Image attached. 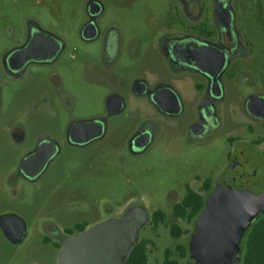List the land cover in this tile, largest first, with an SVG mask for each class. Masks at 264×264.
Instances as JSON below:
<instances>
[{"label":"rangeland","instance_id":"374dc122","mask_svg":"<svg viewBox=\"0 0 264 264\" xmlns=\"http://www.w3.org/2000/svg\"><path fill=\"white\" fill-rule=\"evenodd\" d=\"M86 1L0 0V127L24 122L38 133L50 130L54 121L106 114L111 94H121L129 102L122 113L113 116L105 144L68 150L36 183L21 179L15 170L19 155L28 147L14 148L10 138L0 134V217L17 215L29 230L22 242L14 243L0 227V264H57L56 244L44 245L42 234H38L43 220H51L60 230L77 223L91 227L124 215L135 202L150 214L138 241L148 242L147 264H164L167 252L169 260L179 264L196 261L197 256L204 263L208 261L205 250L196 248L192 238L204 209L188 221L177 217L175 208L182 201L185 180L197 175L209 177L214 186L224 174L230 164L229 154L234 156L240 146L231 147L229 139L239 137L248 145L255 137L249 129L259 130L244 102L251 92H264V0H241L238 5L237 11L243 13L239 27L251 51L238 59L233 69L235 78L224 83L225 98L217 103L219 129L197 142L186 131L195 116V94L190 84L182 87L188 108L175 119H159L148 100L130 90L132 78L139 72L151 82L159 77L177 78L160 48L151 43L146 24V18L161 10L166 0H132L127 4L103 0L106 12L102 23L111 25L123 39L117 59L109 64L113 72L123 75L121 80L101 70L106 62L104 43L87 45L79 40ZM29 20L40 22L63 39L66 50L57 66L32 67L23 77L12 78L4 70L2 58L23 39ZM244 76L250 79L246 81ZM50 96L53 100L48 104L45 100ZM146 119L155 120L160 133L148 151L133 156L128 152L127 139ZM241 150L246 151L244 147ZM193 185L206 201L213 187L207 192ZM172 192L176 193L175 200L168 202ZM157 211L164 213L165 220L155 225L152 217ZM246 239L247 233L236 255L240 264Z\"/></svg>","mask_w":264,"mask_h":264},{"label":"flooded vegetation","instance_id":"af4514ba","mask_svg":"<svg viewBox=\"0 0 264 264\" xmlns=\"http://www.w3.org/2000/svg\"><path fill=\"white\" fill-rule=\"evenodd\" d=\"M120 1L124 4L132 2V0ZM240 1L166 0V5L161 10L146 18V24L151 32V43L160 48L163 58L169 63L177 78L159 77L151 82L139 72L132 78L130 90L135 96L145 97L160 116L159 119H175L181 117L188 108L189 103L183 95L182 87L190 84L195 94L193 103L195 116H192L187 123L186 131L192 141H202L208 134L219 129L221 123L217 103L225 98L224 83L235 78L233 69L239 62L238 59L247 57L251 51L249 42L245 40L239 27L243 14L242 10L237 11ZM242 1L252 2V0ZM105 12L106 6L103 0H87L78 37L87 45L104 43L106 62L101 70L121 80L123 75L113 72L109 64L117 59L119 44L123 39L111 29V25L105 26L102 23ZM65 50L66 43L63 39L50 32L40 22L29 20L23 39L4 53L2 65L8 76L20 78L32 67L57 66ZM243 79L248 81L250 78L244 76ZM137 85L146 89L145 94L139 95L136 92ZM1 91L0 88V105ZM251 96L264 99V92L253 91L244 102L248 115L260 125L259 130L249 129V133L255 137L248 145H245L239 137L229 139L231 147L236 144L240 146L234 156L229 154L231 160L224 174L214 186L209 177L197 175L185 180L182 183L183 198L180 205L189 192H196L193 183L207 192L213 187L210 196L238 156L249 161L257 159L264 166V116L260 115L258 107L255 108L254 115L247 110L246 102ZM113 98L121 101L123 104L121 110L114 112L116 103H111ZM52 100L50 96L45 101L51 104ZM128 105L129 102L121 94L114 93L107 98L106 114L54 121L52 128L49 127L50 130L38 133L31 126L23 124L24 122H8L10 125L6 128L0 127V134L10 138L9 143L14 148L28 147L19 155L15 170L21 179L28 183H36L53 161L64 156L68 150L89 149L97 144H105L110 136L109 124L113 116L122 113ZM178 107L179 109L176 110ZM31 113L32 111L28 115L30 116ZM80 121H92V125L74 127ZM160 130L155 120H144L128 137V152L133 156L144 154L154 144ZM243 147L246 151L241 150ZM26 160L27 163L23 166ZM209 196L205 201L204 213ZM175 197L176 193L172 192L168 202L175 200ZM135 205L139 203L135 202L132 206ZM10 215L20 218L14 214ZM87 228L89 227L77 223L60 230L54 222L45 219L38 234H42L44 245L56 244L55 247L60 251L63 239L76 236ZM28 234L29 230L26 226V235ZM185 264L208 263H201V259L196 258V261L189 260Z\"/></svg>","mask_w":264,"mask_h":264},{"label":"water","instance_id":"95a60500","mask_svg":"<svg viewBox=\"0 0 264 264\" xmlns=\"http://www.w3.org/2000/svg\"><path fill=\"white\" fill-rule=\"evenodd\" d=\"M136 92L143 95L146 89L137 85ZM111 103H116L114 112L123 108L118 98H113ZM246 106L252 115L258 107L264 116L263 98L251 96ZM91 123L80 121L74 127L91 126ZM26 163L27 160L23 166ZM262 216L264 166L257 159L249 161L238 156L209 196L205 213L196 223L192 238L196 248L205 250L208 257L205 263L238 264L240 241L254 220ZM149 221L150 214L141 205L132 206L124 215L104 219L76 236L63 239L57 264H126ZM0 227L14 243L22 242L26 236L25 222L15 216H1Z\"/></svg>","mask_w":264,"mask_h":264},{"label":"trees","instance_id":"16d2710c","mask_svg":"<svg viewBox=\"0 0 264 264\" xmlns=\"http://www.w3.org/2000/svg\"><path fill=\"white\" fill-rule=\"evenodd\" d=\"M205 200L202 195L196 192H189L182 205L175 208V215L191 221L204 209ZM165 220L162 211H157L152 217L155 225ZM247 239L245 251L242 258V264H264V216L253 222L251 228L246 232ZM178 236V235H175ZM147 247L148 242H140L132 251L126 264H147ZM181 256L185 257V252H181ZM164 264H179L177 261L169 260V253H166Z\"/></svg>","mask_w":264,"mask_h":264}]
</instances>
